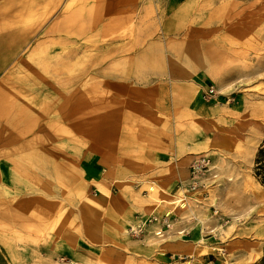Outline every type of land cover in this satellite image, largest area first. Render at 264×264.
<instances>
[{
  "label": "rangeland",
  "instance_id": "rangeland-1",
  "mask_svg": "<svg viewBox=\"0 0 264 264\" xmlns=\"http://www.w3.org/2000/svg\"><path fill=\"white\" fill-rule=\"evenodd\" d=\"M131 6L128 0H0V264H85L73 259L74 251L58 249L70 246L74 234L86 235V253L97 259L86 264H119L134 253L131 241L146 245L157 237L133 235L143 215L126 229L114 203H99L94 190L86 198L69 195L52 171L49 149L62 145L53 136L88 135L96 142L98 119L86 113L114 90L117 69L149 63L117 58L121 15H130ZM209 6L197 19L211 25L196 29L219 41L210 45L207 68L216 95L205 99L202 91L205 146L196 155L211 157L217 176L204 189L223 230L215 241L235 243L233 264H264V186L254 173L264 141V0H211ZM128 29L143 51L145 27ZM67 114L72 118L65 123Z\"/></svg>",
  "mask_w": 264,
  "mask_h": 264
},
{
  "label": "crops",
  "instance_id": "crops-1",
  "mask_svg": "<svg viewBox=\"0 0 264 264\" xmlns=\"http://www.w3.org/2000/svg\"><path fill=\"white\" fill-rule=\"evenodd\" d=\"M128 1L131 14L121 15L124 31L117 58L134 61L135 65L138 61L149 63L117 69L114 93L105 99L100 94L97 109L86 113L98 119L96 142L88 135L66 141L52 135L53 140L62 142L57 150L49 148L54 157L52 171L74 199L76 192L86 198L94 190L100 194L99 203H114V212L126 229L135 223L137 215L170 213L172 228L161 237L151 235L146 245L131 241L134 253L126 254L119 264H210L214 260L233 264L230 247L235 243L215 241L223 230L220 218L213 215L211 194L203 190L187 200L186 208L176 205L182 197L178 183L188 179L193 158L205 146L200 129L204 108L201 96L212 82L211 70L207 69L214 50L210 51V45L219 41L212 38L214 34L202 35L196 28L210 23V19L204 22L197 15L210 10L211 0ZM138 23L145 27L143 51L137 50L138 40L128 29ZM119 79L126 80L120 83ZM70 118L72 115L67 114L61 120L66 123ZM74 168L77 184L72 180ZM151 185L157 191L150 192ZM208 205L207 213L204 208ZM68 239L71 245L57 244L58 249L74 251L73 259L85 264L86 259L97 261L86 253V235H69Z\"/></svg>",
  "mask_w": 264,
  "mask_h": 264
},
{
  "label": "built area",
  "instance_id": "built-area-1",
  "mask_svg": "<svg viewBox=\"0 0 264 264\" xmlns=\"http://www.w3.org/2000/svg\"><path fill=\"white\" fill-rule=\"evenodd\" d=\"M216 95V90L213 86L204 91V98L210 99ZM214 171V164L212 158L207 155H195L190 165L189 177L185 182H182L177 190L182 194V197L178 199L177 207L186 208L187 200L194 195L206 189L210 185V180L215 179L217 176ZM154 187H150V191H153ZM214 213H218V210L214 208ZM170 213L161 216L159 214H153L149 216H138L137 222L131 227V233L136 236H140L144 232H151L157 237H161L164 233L172 228V221L170 220ZM213 231L211 233L213 235ZM183 261L186 259L184 256H179Z\"/></svg>",
  "mask_w": 264,
  "mask_h": 264
},
{
  "label": "trees",
  "instance_id": "trees-1",
  "mask_svg": "<svg viewBox=\"0 0 264 264\" xmlns=\"http://www.w3.org/2000/svg\"><path fill=\"white\" fill-rule=\"evenodd\" d=\"M254 173L258 181L264 186V141L256 154Z\"/></svg>",
  "mask_w": 264,
  "mask_h": 264
},
{
  "label": "bare ground",
  "instance_id": "bare-ground-1",
  "mask_svg": "<svg viewBox=\"0 0 264 264\" xmlns=\"http://www.w3.org/2000/svg\"><path fill=\"white\" fill-rule=\"evenodd\" d=\"M23 183V182H22ZM155 190H156V188H155ZM159 190V189H158ZM157 191V190H156ZM35 198V197H34ZM31 199V198H30ZM203 223V222H202ZM126 233H127V231H126ZM190 233V232H189ZM214 236H216V235H214ZM200 243H201V241H200Z\"/></svg>",
  "mask_w": 264,
  "mask_h": 264
}]
</instances>
